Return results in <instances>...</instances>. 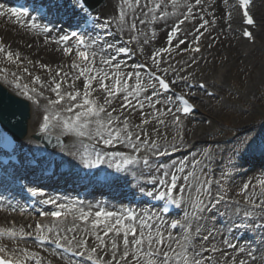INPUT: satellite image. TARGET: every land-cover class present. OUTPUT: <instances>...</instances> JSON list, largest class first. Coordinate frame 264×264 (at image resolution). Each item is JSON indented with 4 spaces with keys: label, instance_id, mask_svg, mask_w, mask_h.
Instances as JSON below:
<instances>
[{
    "label": "bare ground",
    "instance_id": "1",
    "mask_svg": "<svg viewBox=\"0 0 264 264\" xmlns=\"http://www.w3.org/2000/svg\"><path fill=\"white\" fill-rule=\"evenodd\" d=\"M105 8H103V13L101 14L105 20H107L113 28V36L110 37L109 44H116L118 39L121 37L129 39L133 44L135 53L141 61H144L146 64H151V56L161 47H167L166 37L168 31L172 26L177 24L179 21L185 19V15L188 12V5L192 6L193 16L189 17L188 20L182 24L181 38H185L186 34L193 38L195 35H198V32L194 30L203 22L200 18L203 17L204 20H208L210 23L207 27V30L201 29L204 32L203 39L205 47L202 52L196 55L194 58L190 59V56L186 55L185 52L180 53L178 58L172 59V54L162 53L163 60L166 62L163 67H167V64H172L176 69V75H186L188 78H191V75L198 76L200 79L198 81H205L208 87L214 90V98H205V100H199L198 105V115L206 117L205 119H210L212 124L208 129L201 125L196 129H199V134L195 132L192 133V128L195 126L194 120L190 119L183 121L179 126L172 125L171 122L166 124L159 123V118L165 117L160 113L165 112V105H157L159 112L155 107H149L147 102H144V109L141 112L139 107L135 108V111L132 109H122L121 104L124 102L123 97L127 93H118L116 98H113V103L109 106L104 104V100L107 97V93L104 92L99 85L98 81H94L89 89L92 93L90 98L95 101L94 106L104 105L107 111L113 112V115L119 117V126H122V122L125 117H128L130 124V131L133 132L134 136L136 134H141L142 138H149L156 140L157 142L168 141V137L171 135V132L176 129L183 131V137L186 139V144L192 143L193 149L185 153L184 155H178L177 157H172L164 161H157L156 164L160 166L164 165V170H170L176 163L179 158H190L198 157V151L203 147L204 142H208L207 138L209 136L216 138L218 141H221L223 138H220L223 134L222 129L216 125L214 120H218L219 115L223 114L226 111L227 105L230 100L234 99V102L248 101L252 92H257L259 84L264 77V0H255L254 5V14L255 20L257 21V30L254 31L255 42L249 44L246 40L239 37L231 28L232 25H239V19L237 18V10L233 4L232 0H201L199 6L196 5L195 0H104ZM159 6V7H158ZM10 9L8 5L0 0V12H3V15H0V40H3L6 44V48H3V51H0V85H2L7 91L13 95L23 98L28 102L29 114L28 127L29 133L39 132L40 124L42 123L41 113H47L52 116L56 113H60L62 117L68 118L70 115L64 111L68 106L67 100L62 101L57 105H49L48 100H56L57 96L51 91V88L54 87L55 83H61V95L67 96L68 93H75L76 91L80 92V99L76 103H82V98L84 94V78L79 76L80 70L78 67L74 68L73 64H76L73 61L72 53L74 52L73 48L70 45L64 44L62 41H59L61 36V29L57 27H50L43 23L42 21H33L29 18H22L18 15H13L5 11ZM161 13L164 14L163 19H159ZM153 15L158 17V19L153 20ZM140 20H144L145 23L141 24ZM215 21V23H212ZM35 23L38 27L30 28L29 25ZM135 23V29H132L131 25ZM47 27L48 32L42 31V28ZM135 37V39H133ZM190 38V39H191ZM148 41L145 44V41ZM178 41L174 40V44ZM68 47L71 49L69 54L64 53V48ZM183 47V46H182ZM181 47V50H182ZM144 49V54L140 53V49ZM253 48V49H252ZM249 49H252L251 51ZM174 50V53L177 54L176 49L173 47L171 51ZM11 52L13 54L12 60H9L6 53ZM95 52L96 55L91 59L95 61L94 67L91 74L86 75H95L100 73L109 74V79L105 83L111 87L115 81L111 79V76L114 75V70L110 71L109 66L101 63L102 56L107 58L108 53L102 52L99 47H94L92 53ZM181 52V51H180ZM245 53V56H241V53ZM171 55V57H170ZM193 59L195 64H193ZM10 68L8 73H2V67L4 65ZM19 64L21 65L20 69L11 68V65ZM5 65V66H6ZM47 67H42V66ZM27 69V71H25ZM102 70V72H101ZM133 68L129 67L126 70H123L125 73L132 71ZM235 70V73L232 72ZM59 71L60 75L57 76L56 73ZM213 72V73H212ZM212 73V74H211ZM143 75V73H142ZM208 75V76H207ZM238 75L245 76L247 79V84L245 89H243L241 94H233L232 96L221 97L224 94L228 93L229 90L227 87L232 79H236ZM208 77L204 78L203 77ZM39 77V83H34L33 78ZM127 79V77H125ZM209 79H213V83L210 84ZM21 85L20 89H17L16 83ZM27 86L29 90L36 89L37 93L43 92L42 97H38L39 104L37 105L31 100H28L24 97L21 92L24 86ZM130 90L136 86V80L133 77L129 80ZM183 84H179L177 87H182ZM31 94V93H30ZM146 94L150 95V91ZM143 101V94L140 97ZM132 102L135 105V99L132 98ZM155 103V101H153ZM169 107H171L169 105ZM259 107V106H258ZM256 109L251 107L247 111L240 112L242 113V118L240 119L241 128L240 135H250L252 131V126L257 120L255 115ZM241 115V114H240ZM101 118L105 121L107 120V114L102 113ZM204 119V120H205ZM147 121V123H144ZM51 128V135L54 137H59L67 132L64 130L62 125L56 124ZM237 123L238 120H237ZM114 126L117 124L114 122ZM95 128V125L81 126L77 128L72 135H76L81 139V141H70L65 142L64 145L60 148L59 156H54V159L58 162H69V173L71 176L83 175L87 172V168H84L79 160L81 154H89L94 156V153L91 152V146L97 141L95 139H90L87 133L91 132ZM238 129V128H237ZM83 132L85 135H80L79 133ZM28 133V134H29ZM147 134V135H144ZM183 138V139H184ZM181 142V141H179ZM30 144V141L25 138L21 146L25 144ZM228 143V141H227ZM227 144H223L219 147L224 148ZM199 146V147H198ZM224 146V147H223ZM107 148H119L120 151H128L127 155H130L131 150L126 149L122 145H111L104 146L103 144H98L97 151L104 150ZM227 150V148H226ZM215 151V149H214ZM145 156H149L150 153L141 152ZM202 154V153H200ZM182 160V159H181ZM213 161V159H212ZM216 163L215 161H213ZM220 170L224 167L222 162L216 163ZM142 163L140 165L134 166V168H139V173L135 175H128L125 172H116L114 168H109L112 176V180L116 184L127 182L131 186L126 188V191L137 192L140 189H145L151 186L153 180L157 181L163 178V173L158 171L157 167L154 169V172L150 173V179H145L147 173L143 174ZM133 168V169H134ZM143 169V168H142ZM218 169V168H217ZM216 169V170H217ZM236 166H232V173L228 176L227 184L233 185L238 181L247 179L245 183L251 182L256 184L260 180H264V174H247L245 176H238V169ZM137 171V172H138ZM217 171V172H218ZM219 172L216 174L218 177ZM134 176V177H133ZM197 179L191 181L193 187L191 189L185 188L184 192L181 193V214L184 215V226L183 234L185 227L188 228L189 221H193L192 213L195 212L194 206L195 200L197 197L200 199L205 198L206 194L201 190V178L203 176V171L200 170L194 175ZM137 177V178H136ZM253 190L251 187L249 188ZM264 191L259 188V185H256L255 194L259 196L260 192ZM250 192V190L248 191ZM253 192V191H252ZM43 195L41 199H57L58 203L66 204L70 216L61 222L59 225L63 231L60 232V235H67L69 238L75 234L77 240L85 239L89 241L88 248L89 250L92 247L99 249V242L95 239V233L99 232L103 234L102 226L99 229L93 228L92 221L96 219L95 212L103 210L105 212H114L122 214L123 205L119 202H108L105 205L99 202V200H91L85 206H77L72 195L69 193H57L51 189H44L42 191ZM250 195V194H249ZM264 199V197H261ZM227 205H230L231 209L234 211L237 207V204L234 205L231 200H226ZM226 203L222 202L217 206V209L222 213L223 220H226V224L233 226L235 223L242 222L241 219L238 221V216L232 215L229 212H226ZM248 202L240 203L243 214V209L247 207ZM3 206V205H0ZM6 209H10L9 206H3ZM88 211L91 213L87 222L81 221L79 219L80 211ZM197 211V210H196ZM187 213V216H185ZM14 213H12L13 215ZM204 219L201 221H196V227L193 231V236L195 237L191 243L196 251H199L201 246L204 248H215L218 249L214 254L206 253V255L211 256V264H233V258H235V264H239L241 259H246V254H240L236 249H230L224 244L225 240L231 241L232 244L237 246V249L240 245H243L245 242H253L252 247H258L257 251V261L256 264L260 263V257L264 254V244H259L258 236L255 238L249 237V230L245 228L238 229V235L242 232L246 233V237L241 241L235 240L230 232H226L224 228L219 227L214 222L213 212H205ZM8 216L4 212H0V226L12 228L14 231L19 233L21 228L25 232H35L32 230L30 220L17 216L14 214L13 219L15 220V226L10 227L5 223V218ZM12 218V216H10ZM221 218H219L220 220ZM101 221H104L105 218L100 217ZM260 222L264 223V216L260 217ZM114 223V220H113ZM251 223H256V221H251ZM49 223L47 224V226ZM201 229L199 235H195L196 228ZM68 229H75V233L68 231ZM161 230L162 227H161ZM209 231L214 233V236L209 239L208 247H205L203 242V236L208 235ZM45 234H49L47 229L44 230ZM49 235L55 236V233ZM200 236V238H199ZM114 237L110 234L108 241H111ZM117 242L121 245V252L123 251L122 237L115 238ZM243 241V242H242ZM0 244L6 245L9 249L14 248L17 244L20 247H28L32 251H37L45 261H51V264H68V261H71V264H86L85 262H76L72 259L66 258L60 253L53 251L48 247H38L34 245L30 240L19 241L17 238L13 240L10 236H0ZM251 250V248H249ZM81 252H84L85 256L91 254L94 258H100L101 261H110L112 259L113 250L111 244H108L107 249H99L98 253H90V251L85 252V249H80ZM63 257V258H61ZM119 259V256H117ZM29 264H34V262H29ZM128 264H132L131 258L128 260Z\"/></svg>",
    "mask_w": 264,
    "mask_h": 264
},
{
    "label": "snow or ice",
    "instance_id": "2",
    "mask_svg": "<svg viewBox=\"0 0 264 264\" xmlns=\"http://www.w3.org/2000/svg\"><path fill=\"white\" fill-rule=\"evenodd\" d=\"M146 0L145 7L147 6ZM196 5L201 4V0H195ZM139 4V0H137ZM250 0H239V9L242 10V20L243 22L251 26L255 23L253 16L250 14L248 5ZM76 7L80 13L86 17L85 25H95L97 18L91 16L87 10L86 4L81 0H76ZM159 7V6H158ZM5 11L12 13L13 15H24L23 12H18L17 9L11 8L6 9ZM3 12H0V15H3ZM193 16V9L191 5H188V12L185 15V19L179 21L177 24L171 27L167 33L166 43L167 47H161L151 56V64H134L132 66L133 70L129 72H124L123 68L126 65V61L121 59V54L134 56L136 53L127 46H117L115 44H108L105 49H101L102 52L108 51L110 54L107 58H101V63L109 66V70H114V75L111 76V79L115 83L109 87L105 81L109 79L108 73H97L95 75H86L92 73V68L84 67L80 70L79 76L84 78V94L82 98V103H76L80 99V92L76 91L75 93H68L65 97L61 95V83H55L54 87L51 88V91L56 94V100H48L49 105H57L62 101L67 100L68 106L64 109L65 112L74 115H70L68 118H64L60 113L55 115H48L47 113H41L42 123L40 124L39 131L41 133H49L51 128L56 124L62 125L64 130L71 134L77 128L81 126L95 125V128L91 132L87 133L90 139H95L97 142L93 143L91 146V152L94 153V156L89 154H81L79 160L84 168L92 169L98 168L100 165L106 164L108 168H114L116 172H128L133 166L140 165L141 163L144 166H148L150 161L147 156L143 157L141 160L138 155L141 152L151 153L153 156H167L169 155V149L172 152L181 150V144L175 142V138L171 144L165 143L161 145L156 140L149 138H142L141 134H136L134 136L133 132L130 131V124L128 117H125L122 126H119V117L113 115V112L106 110L104 105L94 106L95 101L90 98L91 92L89 91L92 82L98 81L100 88L107 93V97L104 100V104L111 105L113 103V98L117 97L118 93H127L124 95V102L121 104V108L132 109L135 111L136 107H139L141 112L144 109V102H147L149 107H155L159 112L157 105H165V112L160 113L161 115H169L173 117L172 124L175 126L180 125L181 116L180 114H189L193 108V105L190 103L189 98L183 94H179L175 91V88L181 82H187L188 77L184 75H176V69L172 64H167V67H163L166 62L163 60L162 53H169L172 48L176 49L177 54H180L181 47L188 45L184 49L185 52H199L201 49L198 46H192L189 44V39L191 38L186 34L185 38H181V25L184 24L189 17ZM164 14L161 13L159 19H163ZM158 19L153 15V20ZM203 22L194 30L198 32V35H195L194 39L198 44L201 38L204 35V32L201 29L207 30L209 25L208 20H204L203 17L200 18ZM141 24H144V20H140ZM215 23V21H212ZM30 28L38 27L35 23L29 25ZM100 27L107 28L108 22L100 24ZM132 29H135L136 25L133 23L131 25ZM42 31L48 32L47 27L42 28ZM77 33H72V36H76ZM243 35L248 38L253 37V33L245 30ZM70 37L68 35L61 36L59 41H69ZM135 39V37H133ZM174 40L178 43L174 44ZM148 41H145L147 44ZM77 45L80 47H91L90 45H85L83 40L77 41ZM0 51H3V46L0 45ZM141 54H144V49L141 48ZM71 52V49L68 47L64 48V53L67 55ZM9 60H12L13 54L11 52L6 53ZM76 55L80 57L86 64H94V59L89 61L87 51H77ZM96 53L93 52L92 56L95 57ZM193 64L195 60L193 59ZM42 67H47L42 66ZM73 67L76 68L78 65L73 64ZM146 69V71H144ZM27 71V69H25ZM102 72V70H101ZM143 72V75H142ZM57 76L60 75L59 71L56 73ZM127 77V79H125ZM136 80V86L131 88L129 85V80L132 78ZM34 83H39V77L33 78ZM190 87V85H188ZM17 89L21 88V85L16 83ZM204 87V85H201ZM150 91V95L146 94ZM31 93V94H30ZM171 93V95H170ZM21 94L26 97L28 100L33 101L37 105L39 104L38 97L43 96V92L37 93L36 89L29 90L25 85ZM143 94L144 99L141 101L140 97ZM132 98L135 99V105L132 102ZM155 101V103H153ZM169 105L171 107H169ZM107 114V120L101 118V114ZM114 122L117 126H114ZM147 123V121H144ZM159 123L163 124L165 121L159 120ZM80 135H85V133L80 132ZM147 135V134H144ZM59 139V137H57ZM253 141V140H252ZM252 141L249 142V145L252 144ZM98 144H103L104 146L111 145H122L126 149H130L132 155H126L124 151H97ZM0 145L7 147L9 141L7 137H0ZM257 147L264 151V143L257 145ZM163 148V150H161ZM211 162V160H209ZM199 161H192L193 166H196ZM179 167L173 166V169L164 170V165L161 164L158 168V171L163 173V178L158 182L153 180L152 183H158L161 188H164L163 191H158V195L155 196L157 199H165L166 205L162 207L161 212L167 213L168 208L167 204L180 207L182 200L180 197L176 196V192L179 191L183 193L185 188L191 189L193 184L191 181L197 179L194 176L192 171H187L188 169V160L187 158L178 162ZM169 172L171 175L169 176ZM186 173V174H185ZM186 183H180V181ZM213 183L212 180H208L206 183H203V191L206 193V198L201 200L197 205V211L193 212L192 215L197 221L204 219L205 212H212L217 210V206L222 202H225V194L223 192L217 193L215 199H213L210 185ZM218 183V182H217ZM259 185V188L264 190V180L252 184L251 182L245 183L241 189L243 192H248L249 188L253 189L252 194L245 197V200L248 202L247 207L243 209V215L241 217L240 223L233 224V228H245L251 230L254 237L258 236L259 244H264V223L260 222V217L264 216V191H261L259 196L255 194L256 185ZM31 194L33 196H42L43 193L35 189H31ZM149 197H153V192H147ZM44 204H51L54 206L53 211L49 212H40L41 216H51L53 218H59L63 214V210L68 206L66 204L58 203L57 199H46L43 200ZM237 207L233 211L230 205L226 203V212L231 213L235 216H240L241 207L239 202H236ZM224 215L225 213H219ZM91 213L88 211L81 210L79 219L81 221L87 222ZM104 217L105 220L101 221L100 217ZM187 216V213H185ZM96 219L92 221L93 228L99 229L102 226L103 234L99 232L95 233V239L99 242V249H107L108 244H111L113 250L112 259L110 261H101L98 257L96 260L92 259V255H88V260L91 261V264H128L129 258H131L132 264H211V256L206 255V253L214 254L218 249L215 248H204L201 246L199 251H196L192 246L191 241L195 238L188 228L184 229V235L182 239H177L171 235V232L167 236L164 235V232L161 230V224L163 223L162 217L156 213L144 214L143 219H141L138 214L132 211H128L126 214L122 215L114 212H105L103 210L95 212ZM114 220V223H113ZM154 221L156 223L154 224ZM251 221H256V223H251ZM180 224L179 221H173L171 223V229H176ZM47 229L49 234L55 233V236L45 234L44 230ZM231 230V229H230ZM4 230H0V234ZM8 235L16 240L24 241L26 237L33 236L32 232H25L23 228L19 230L17 234L12 228H8ZM63 231L55 222L51 227L36 223L35 228V240L36 242L42 243L44 241H49L51 244H54L57 249H64L68 252H73L77 256H82L85 253L81 252L80 249H85V252L90 251V253H98L99 249L92 247L90 250L88 248L89 241L85 239L77 240L75 234L71 238L67 235H60V232ZM75 233V229H68ZM201 229L199 227L195 230V235H199ZM147 233V234H146ZM112 235L114 238L111 241H108L109 235ZM214 236V233L209 231L208 235L203 236V241L207 242L210 238ZM122 237L123 251L121 252V245L117 242L115 238ZM173 241L179 246L182 251H177L173 247ZM253 242H245L243 245L237 249V246L232 244L231 241L225 240L224 244L227 245L230 249H236L240 254H246V259H241L239 264H256L258 259L257 251L258 247H252ZM251 248V250H249ZM119 256V259H117ZM63 258V257H61ZM29 262H34V264H51V261H45L44 257L40 255L37 251H32L28 247H20L17 244L14 248L9 249L6 245L0 244V264H29ZM68 264H71V261H68ZM233 264H235V258H233ZM261 264H264V258H261Z\"/></svg>",
    "mask_w": 264,
    "mask_h": 264
},
{
    "label": "rangeland",
    "instance_id": "3",
    "mask_svg": "<svg viewBox=\"0 0 264 264\" xmlns=\"http://www.w3.org/2000/svg\"><path fill=\"white\" fill-rule=\"evenodd\" d=\"M103 10H104L103 8L100 9L102 13H103ZM233 73H235V70L232 72V74ZM196 78L197 77H194V79ZM204 78H206V76ZM246 84H247L246 77L242 75H238L236 79H232L230 81L229 86L227 87L229 92L224 94L221 97H225L227 100H229L227 97L232 96L233 94H238L239 96L242 93L241 91L245 89L244 87ZM232 92L233 94H231ZM233 100L234 99L230 100V102L227 105L226 111H224L223 114L219 115L218 117L219 119L217 121L214 120L216 122V125L219 127V129H222L223 134L221 135V137H225V139H230L231 141H229L226 145L227 150L226 148L224 149L225 153H224L223 160H222V164H224V167L222 168V170H220L219 178H217L218 183L216 182V184L214 185L212 196H213V199H215L217 196V193L223 192L225 194L226 200L239 202L240 204V203L246 202L245 197L248 196L249 194H252L253 190L249 189L250 192L241 191L247 179L238 181L236 184H233L230 186L227 184V179H228V176H230V173H232L231 172L232 166H234L236 163L239 164V162H241L242 150L244 148V144H243L244 141L253 140V144L256 147L257 145L264 143V77L262 78L259 84L257 92L255 91L252 92L248 101L244 100L238 103V102H234ZM251 107H254L256 109L255 115L257 116V120L252 126L253 129L250 135H240L242 131L241 128L243 127V125H241L240 123V119L242 118V115L244 114V112L250 109ZM240 112H243V114ZM237 120L239 123H237ZM201 123L202 122H200V124ZM62 136L67 137V139L65 140L66 143L70 141H81L79 137H77L76 135H72V133L71 134L66 133ZM157 167L159 166L156 163L150 164L147 167L146 171L143 173V174L147 173L148 177H146L145 179L147 180L150 179L151 178L149 176L150 173L154 172V169H156ZM242 168L243 166H240V169H238V176H245V173L243 172L247 170L245 167H244L245 171ZM138 170L139 168H134L133 170L126 172V174L131 175V176L132 175L136 176V174L139 173ZM240 172L243 173V175H241ZM205 176L206 175L203 174L201 178L202 179L201 180V190L203 189V183L206 178ZM123 185L124 187H122L121 185H118V188L119 189L126 188L125 184ZM130 186L131 185L128 184L127 187H130ZM114 189H117L116 184L114 186ZM198 201H199V197H197L195 200V208L198 205ZM215 222L218 224L217 219H215ZM209 242L211 241L208 240L207 242H204L205 247H208ZM261 258H264V254L262 255V257H260V260H259L260 263H261Z\"/></svg>",
    "mask_w": 264,
    "mask_h": 264
}]
</instances>
